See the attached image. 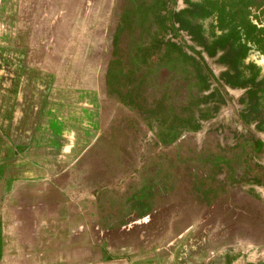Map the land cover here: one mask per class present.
Returning <instances> with one entry per match:
<instances>
[{"label": "crops", "instance_id": "1", "mask_svg": "<svg viewBox=\"0 0 264 264\" xmlns=\"http://www.w3.org/2000/svg\"><path fill=\"white\" fill-rule=\"evenodd\" d=\"M100 1L0 0V264H264L255 171L242 185L216 166L194 173L211 183L161 187L156 165L101 184L83 168L100 117L68 44L78 13L114 12Z\"/></svg>", "mask_w": 264, "mask_h": 264}, {"label": "rangeland", "instance_id": "2", "mask_svg": "<svg viewBox=\"0 0 264 264\" xmlns=\"http://www.w3.org/2000/svg\"><path fill=\"white\" fill-rule=\"evenodd\" d=\"M113 11L78 13L81 33L72 30L68 44L74 50L79 42L82 84L96 91L100 117L83 168L97 171L98 184L132 164L156 165L161 187L211 183L194 173L216 166L234 172L230 184L242 185L252 171L264 180V148L254 155L243 145L264 142L256 125L264 117V57L247 54L240 79L249 65L259 74L238 85L222 60L227 48L211 45L219 32L212 17L200 18L203 0H116Z\"/></svg>", "mask_w": 264, "mask_h": 264}, {"label": "trees", "instance_id": "3", "mask_svg": "<svg viewBox=\"0 0 264 264\" xmlns=\"http://www.w3.org/2000/svg\"><path fill=\"white\" fill-rule=\"evenodd\" d=\"M206 13L200 18L212 17L213 31L219 36L211 43L212 47L227 48L226 61L235 71L238 85L254 84L259 70L254 65L246 69L250 76L240 79L238 64L250 51L264 57V1L263 0H203ZM207 79V78H206ZM206 79L202 83L205 87Z\"/></svg>", "mask_w": 264, "mask_h": 264}]
</instances>
